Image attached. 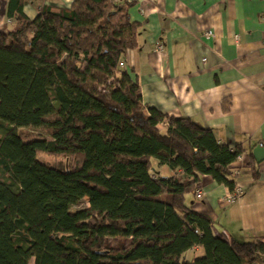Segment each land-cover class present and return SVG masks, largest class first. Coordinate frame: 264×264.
I'll list each match as a JSON object with an SVG mask.
<instances>
[{
    "label": "trees",
    "instance_id": "trees-1",
    "mask_svg": "<svg viewBox=\"0 0 264 264\" xmlns=\"http://www.w3.org/2000/svg\"><path fill=\"white\" fill-rule=\"evenodd\" d=\"M133 4L74 0L31 20L25 0H8L21 27L0 32V264H264V241L218 236L191 208L205 176L235 192L231 166L244 150L190 118L145 114L138 82L120 67L143 31ZM85 198L90 208L72 212ZM195 248L204 255L188 261Z\"/></svg>",
    "mask_w": 264,
    "mask_h": 264
},
{
    "label": "crops",
    "instance_id": "crops-1",
    "mask_svg": "<svg viewBox=\"0 0 264 264\" xmlns=\"http://www.w3.org/2000/svg\"><path fill=\"white\" fill-rule=\"evenodd\" d=\"M73 1L25 0L24 13L33 20L46 5L69 7ZM129 1L134 3L131 20L143 31L123 69L139 84L145 114L156 108L190 118L212 129L221 143L244 150L231 166L239 171L235 180L241 195L231 201L234 192L205 176L206 197L196 203L193 194L191 208L211 217L218 236L264 241V0ZM7 9L8 0H0V32L5 34L21 27ZM154 167L159 175H171L157 161ZM203 255L195 248L185 256L193 261Z\"/></svg>",
    "mask_w": 264,
    "mask_h": 264
},
{
    "label": "rangeland",
    "instance_id": "rangeland-1",
    "mask_svg": "<svg viewBox=\"0 0 264 264\" xmlns=\"http://www.w3.org/2000/svg\"><path fill=\"white\" fill-rule=\"evenodd\" d=\"M56 2H57V0H55V3ZM46 6H48V5H46ZM58 7H60V6H58ZM21 133L26 138H28V136L29 137L39 136V137H44L46 139H50V137L41 130L24 129L21 131ZM39 158L41 161L47 163L48 165H52V166L68 167L70 165L69 160H67L65 158H55V157H50V156H45V155H40ZM89 208H90L89 200L87 198H85L79 204H77L76 206H74L72 208V212H78V211L86 210ZM129 244H130V240H124V239H117V240L116 239H108V241H107V245L110 248H114V249L126 248L129 246ZM31 264H34V262H32Z\"/></svg>",
    "mask_w": 264,
    "mask_h": 264
},
{
    "label": "built area",
    "instance_id": "built-area-1",
    "mask_svg": "<svg viewBox=\"0 0 264 264\" xmlns=\"http://www.w3.org/2000/svg\"><path fill=\"white\" fill-rule=\"evenodd\" d=\"M208 36H211V33L208 32L207 33ZM158 49H161V47L158 46ZM120 67L121 68H124L125 67V64H124V61H122L120 63ZM242 159V156H239L238 157V160ZM236 175L239 174V171L235 172ZM239 195H241V189L237 188L236 186V190L235 192L233 193L232 197H231V201H235ZM206 197V194L205 192L201 189V188H198L196 191H195V200H196V203H199L200 201L204 200ZM225 238L229 239V237L227 235H224Z\"/></svg>",
    "mask_w": 264,
    "mask_h": 264
}]
</instances>
